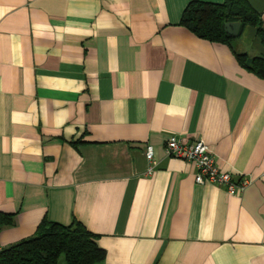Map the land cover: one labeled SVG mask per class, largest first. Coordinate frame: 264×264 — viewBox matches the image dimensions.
Segmentation results:
<instances>
[{
	"label": "crops",
	"instance_id": "crops-1",
	"mask_svg": "<svg viewBox=\"0 0 264 264\" xmlns=\"http://www.w3.org/2000/svg\"><path fill=\"white\" fill-rule=\"evenodd\" d=\"M193 1L226 0H0V251L48 220L98 236V264H264V79L240 60L264 43L196 36ZM173 135L249 185L197 184Z\"/></svg>",
	"mask_w": 264,
	"mask_h": 264
},
{
	"label": "trees",
	"instance_id": "trees-1",
	"mask_svg": "<svg viewBox=\"0 0 264 264\" xmlns=\"http://www.w3.org/2000/svg\"><path fill=\"white\" fill-rule=\"evenodd\" d=\"M228 23H240V34L247 25L256 26L264 43L262 21L244 0H226L222 5L193 1L185 9L180 25L202 39L231 45L235 38L226 31ZM240 60L264 79V58L247 63L241 56ZM97 240L98 236L79 222L64 226L44 220L34 237L1 250L0 264H60L62 257L66 264H98L105 260L106 252Z\"/></svg>",
	"mask_w": 264,
	"mask_h": 264
},
{
	"label": "built area",
	"instance_id": "built-area-1",
	"mask_svg": "<svg viewBox=\"0 0 264 264\" xmlns=\"http://www.w3.org/2000/svg\"><path fill=\"white\" fill-rule=\"evenodd\" d=\"M165 152L168 156L192 163L197 170L195 181L199 185L211 183L222 186L226 189V192L232 196L241 194L245 187L249 185L247 179H242L237 182L233 179L231 173H221L209 147L201 139L189 142L186 139H181L173 135L166 142ZM146 156L151 165L149 172H152V166L156 165L152 146L147 147Z\"/></svg>",
	"mask_w": 264,
	"mask_h": 264
},
{
	"label": "water",
	"instance_id": "water-1",
	"mask_svg": "<svg viewBox=\"0 0 264 264\" xmlns=\"http://www.w3.org/2000/svg\"><path fill=\"white\" fill-rule=\"evenodd\" d=\"M240 23H228L226 24V31L229 35L236 37L239 33Z\"/></svg>",
	"mask_w": 264,
	"mask_h": 264
},
{
	"label": "rangeland",
	"instance_id": "rangeland-1",
	"mask_svg": "<svg viewBox=\"0 0 264 264\" xmlns=\"http://www.w3.org/2000/svg\"><path fill=\"white\" fill-rule=\"evenodd\" d=\"M61 264H65V259H64V257H62V259H61Z\"/></svg>",
	"mask_w": 264,
	"mask_h": 264
}]
</instances>
